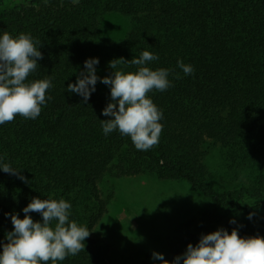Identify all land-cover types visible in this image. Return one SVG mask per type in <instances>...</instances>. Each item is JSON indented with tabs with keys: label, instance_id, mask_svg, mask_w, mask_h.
Instances as JSON below:
<instances>
[{
	"label": "trees",
	"instance_id": "1",
	"mask_svg": "<svg viewBox=\"0 0 264 264\" xmlns=\"http://www.w3.org/2000/svg\"><path fill=\"white\" fill-rule=\"evenodd\" d=\"M114 14L129 20L118 38L104 29ZM0 32L30 34L41 42L43 58L28 81L50 77L53 84L36 119L17 115L0 125V155L27 181L0 170V240L6 242L13 228L5 213L23 217L21 209L33 197L63 198L72 205L70 220L90 234L84 251L57 264H107L110 246L95 234L107 210L100 187L106 174L184 180L225 210L263 214L237 231L264 237V0H0ZM144 50L159 57L147 66L169 69L171 81L167 90L147 94L163 113L159 142L147 151L137 150L118 130L103 133L108 86L98 81L86 104L67 91L86 58L99 59L96 73L104 77L114 59L128 60L119 67L135 71L130 60ZM178 59L194 73L185 76ZM216 146L223 165L244 174L234 188L213 186L206 159ZM29 215L41 219L39 213ZM224 217H215L208 232ZM196 219L170 241L168 261L197 243L200 236L189 230ZM234 226L224 224L229 231Z\"/></svg>",
	"mask_w": 264,
	"mask_h": 264
},
{
	"label": "clouds",
	"instance_id": "2",
	"mask_svg": "<svg viewBox=\"0 0 264 264\" xmlns=\"http://www.w3.org/2000/svg\"><path fill=\"white\" fill-rule=\"evenodd\" d=\"M70 3L77 5L80 0H70ZM40 45L30 34L13 37L8 32H0V125L11 122L17 115L34 120L46 104V92L53 87L51 78L28 81L29 74L37 68V61L43 58L38 50ZM158 59V55L144 50L138 58L130 60L131 65L137 66L135 71L119 67L128 64V60L114 59L108 62L111 73L98 77L99 59L86 58L76 82L67 84V91L78 94L86 104L98 81L108 86L111 99L101 114L109 118L101 120L103 133L108 135L118 130L130 137L137 150L147 151L159 142L163 127L159 122L163 113L147 94L153 90L165 91L171 86L169 69L147 66ZM177 67L185 76L194 73V67L180 59ZM175 78H179L178 73ZM0 170L27 182L19 169L4 162L3 155H0ZM71 207L63 198L33 197L21 209L23 217L14 212L5 213L13 228L5 233L6 242L0 240V264H57L67 256L84 251L90 231L70 220ZM31 212L39 213L41 219L33 220ZM247 218L251 220L252 214ZM229 223L236 224V221L230 219ZM151 257L152 264H264V237L240 236L235 227L231 231L219 227L201 234L195 245L188 243L171 261L156 251Z\"/></svg>",
	"mask_w": 264,
	"mask_h": 264
},
{
	"label": "rangeland",
	"instance_id": "3",
	"mask_svg": "<svg viewBox=\"0 0 264 264\" xmlns=\"http://www.w3.org/2000/svg\"><path fill=\"white\" fill-rule=\"evenodd\" d=\"M128 24V18L114 14L106 18L104 29L113 38H118ZM221 159L217 146L208 150L206 163L212 176L215 175L213 186L234 188L244 174L228 170ZM100 187L107 200V210L98 222L95 234L110 246L107 264H152L153 251L162 253L168 260L170 241L182 237L180 229L192 217L197 219L189 230L199 236L208 233L215 217L226 216L219 227L234 219L237 230L239 226L260 221L263 217L259 214L249 220L248 214L225 210L184 180H162L145 174L133 177L106 174ZM245 201L251 204L253 199L246 198Z\"/></svg>",
	"mask_w": 264,
	"mask_h": 264
}]
</instances>
